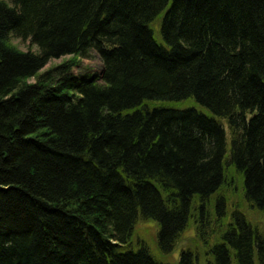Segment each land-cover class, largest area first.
Listing matches in <instances>:
<instances>
[{
  "label": "trees",
  "instance_id": "1",
  "mask_svg": "<svg viewBox=\"0 0 264 264\" xmlns=\"http://www.w3.org/2000/svg\"><path fill=\"white\" fill-rule=\"evenodd\" d=\"M7 1L0 264H163L132 241L139 221L163 255L195 229L175 264H264L226 195L237 177L264 217V0ZM91 52L101 75L72 74ZM184 100L207 113L154 104Z\"/></svg>",
  "mask_w": 264,
  "mask_h": 264
},
{
  "label": "rangeland",
  "instance_id": "2",
  "mask_svg": "<svg viewBox=\"0 0 264 264\" xmlns=\"http://www.w3.org/2000/svg\"><path fill=\"white\" fill-rule=\"evenodd\" d=\"M8 2L7 0H4ZM8 5H12L8 2ZM159 21L156 20L152 25V29L154 31V38L158 41V26L157 24ZM10 42L14 46H16L18 49L22 51H36V47L33 46L28 40H23L16 36H10ZM68 57H62L56 60H51L43 69L42 71L60 64L63 60L67 59ZM102 72V62L99 56L95 52H91V54L88 56V58L81 59L80 63L73 67L71 70V73L74 75H98L100 76ZM164 106L169 107H176V108H185V107H193L199 111H202L203 113H207L203 108L198 106L194 101L192 100H184L181 102H155V105L161 104ZM152 102L149 103L150 107L152 106ZM224 127L227 132V126L224 122ZM227 143L229 144V136L227 137ZM229 146V145H227ZM236 181V182H235ZM235 185L238 188V191L235 193L232 191V187H229V189H226V195L229 197V205H228V213H231L232 210L236 207H239V209L247 216V218L251 221V223L256 226L261 232L264 233V217L261 213H259L257 210L250 207V205L242 199V197L239 195V184L237 183V177L235 179ZM215 228V227H214ZM158 226L154 221H139L136 226L134 227L132 241L135 243L139 240L143 241L149 248L151 254L155 259L160 261L163 264H175L179 259V254L182 249L187 247L190 241L194 239L196 240L195 236V229L193 227L188 228L184 234L182 235V238L177 243L174 250L168 254L163 255L156 244V234H157Z\"/></svg>",
  "mask_w": 264,
  "mask_h": 264
},
{
  "label": "bare ground",
  "instance_id": "3",
  "mask_svg": "<svg viewBox=\"0 0 264 264\" xmlns=\"http://www.w3.org/2000/svg\"><path fill=\"white\" fill-rule=\"evenodd\" d=\"M153 23H154V22H153ZM153 23H151V25H152ZM157 26H158V30H159V24H157ZM10 36H15V35H10ZM10 36H9V38H8V39H9V42H10ZM10 44H11V42H10ZM12 45H13V44H12ZM15 47H16V46H15ZM30 51H31V50H30ZM31 52H33V51H31ZM34 52H37V49H36V51H34ZM96 54H97V53H96ZM97 55H98V54H97ZM98 56H99V55H98ZM64 57H69V56H64ZM60 58H62V57H60ZM86 58H88V57H86ZM99 58H100V57H99ZM56 59H59V58H51V59H49V60L45 63V66H46L51 60H56ZM68 59H69V58H67V59H65V60H68ZM81 59H83V58H78V59H77V62L75 63V64H76L75 66H77V65L80 63ZM65 60H63V61H65ZM63 61H62V62H63ZM62 62H61V63H62ZM45 66H44V67H45ZM75 66H74V67H75ZM44 67H43V68H44ZM52 67H53V66H52ZM52 67H50V68H52ZM43 68H42V69H43ZM42 69H41V71H42ZM48 69H49V68H48ZM72 69H73V67L71 68V70H72ZM46 70H47V69H46ZM71 70H70V71H71ZM44 71H45V70H44ZM75 76H78V75H75ZM27 82H28V83H33L34 81H33L32 78H29V79L27 80Z\"/></svg>",
  "mask_w": 264,
  "mask_h": 264
}]
</instances>
